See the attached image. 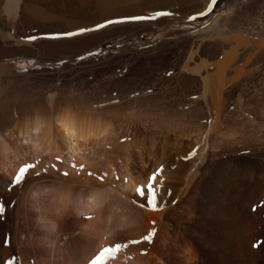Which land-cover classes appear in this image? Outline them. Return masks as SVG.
<instances>
[{
  "label": "rangeland",
  "instance_id": "374dc122",
  "mask_svg": "<svg viewBox=\"0 0 264 264\" xmlns=\"http://www.w3.org/2000/svg\"><path fill=\"white\" fill-rule=\"evenodd\" d=\"M206 4L207 0H18L15 6L9 9V0H0V68H3L0 69V81L3 84L4 80H8L4 84L7 86V94L19 98L22 95L20 92L23 91L26 95L29 90L26 97L33 95V98H36L34 100L45 98L46 103L47 98H67L70 104L76 99L80 107L92 110L107 109L106 111L111 110L112 114H115L112 116L121 117L119 138L84 155L86 159L82 163V171L90 170L94 174L90 175L91 178L98 179L96 181L100 183L107 182L111 177L109 182L112 183L115 179L116 183H112L114 187L108 185L113 190V199L103 206L104 213L116 212L117 218H113V221L117 219L119 222V213L123 212H136L134 216L137 218L133 225L124 223L115 226L112 231H107L106 235L100 234L105 241L103 245L101 241L99 244V240L92 241L99 239L97 235L93 236L95 234L92 230H88L92 234L90 236L86 230L88 228L80 229L79 224L84 221L89 223L88 218L93 217L91 212L81 213L80 216L73 211L69 213V210L66 213L60 210L57 215L54 212V223L57 225L47 230V224L42 221V217L46 220L49 209H53L51 206L60 201L55 197L58 196L57 187L63 182L65 185L70 184L69 186L74 184L75 191L83 189L87 194L90 192V186L78 185L71 179L68 180L79 171L78 167H71L72 164L66 161L65 156L43 155L37 160V166L41 167L38 171L44 167H47L48 171H42L43 177L33 185L34 188L41 185V189L44 188L42 186H47L53 191L48 193L47 188L46 192L40 190L41 204L35 208L31 206V198L28 197L33 185L25 192L17 194L18 206L22 211L20 223L23 226L20 227L17 241L21 242H18L19 248L26 254L25 260L18 261V264H26L29 260L31 261L27 264H89L102 248L131 239H141L153 228L156 235L152 243L145 241L140 245H130L119 254H139L135 257L142 260L140 264L160 263L158 250L164 252L169 247V242H164L165 235L168 237L169 234V237L175 238L173 240L178 245L173 242L175 250L170 254L168 251L164 252L167 257L163 255V258L169 257V260H165L167 264H186L183 262L185 257L182 244H191L195 252H199V257H204L200 258L201 262L207 261L202 262L203 264L250 262L248 253L244 254L241 262L238 257H233L234 236L232 233L222 232L223 228L234 227L235 216L230 207L242 205L230 201L228 193L224 192L223 182L232 175V181L239 189L242 187V190L245 179L248 186L253 187L252 190L257 189L261 183L258 188L263 190L260 194L264 195V0H218L217 8L209 16L198 17L195 21L187 19L189 15H195L205 8ZM156 11L172 12L173 15L156 20L109 25L84 36L48 38L56 33L93 27L109 18L120 19L135 14L153 15ZM218 18L227 20L228 30L226 28L222 34L212 39L211 36H203L205 39H202L200 34L192 35L210 27ZM33 35L38 39H27ZM198 36L205 40L202 41L204 44ZM204 50L206 52L203 54ZM90 52L93 55H89ZM80 56L84 59H79ZM227 56H230V59L223 72L224 83H221L224 87L221 90L217 86L220 94L202 97V84L194 79L199 75L188 72L187 68H194L206 61L207 73L202 69L204 77L214 74L217 63ZM9 81L11 82L8 84ZM12 83L15 85H11ZM11 86L15 87L10 89ZM16 92L20 93L17 97ZM25 113L22 112L23 116ZM22 144L25 145V141H22ZM128 145L132 147L128 148ZM194 149L197 154L185 159ZM142 150L145 153L144 162L140 157ZM28 157L30 158V155ZM28 157L18 162L17 171L25 163H35ZM56 157H60V160ZM125 157L128 160H125ZM127 163L129 170L125 171L123 167ZM52 164H55L59 171L53 169ZM157 169H162V174L158 176L155 184L160 210L153 211L148 207H139L134 203V199L136 187L146 185L151 171ZM64 171L69 172L67 177L61 174ZM227 171L229 174L225 173ZM105 173L107 175L102 182L98 177ZM223 173L226 175L222 176ZM128 175L136 178V183L130 187L131 195L115 188V184L117 186L124 179L127 184L131 183ZM117 176L120 179H117ZM216 178L222 181L219 180L218 183L223 184L216 183V187H213L210 181ZM263 195L256 196L251 201L252 205L240 206L245 212L246 221L256 220L258 223L257 236L251 244V249L256 252L254 254L258 264H264ZM204 210L211 211L212 216L204 215ZM161 212H164L162 224L158 220ZM147 213L153 214L156 224L151 223L152 219H147ZM214 214H219V218ZM24 219L28 221L25 223ZM115 222L118 223L116 220ZM204 228L205 231L214 230L217 239L226 237V243L222 244L221 248L216 246L217 243L212 244L213 241L209 245L204 237L198 234ZM255 243L260 246L254 247ZM243 248L250 249V243ZM145 251L146 254H141ZM211 254H214L213 258ZM218 255L223 256L225 262L220 261Z\"/></svg>",
  "mask_w": 264,
  "mask_h": 264
},
{
  "label": "bare ground",
  "instance_id": "6f19581e",
  "mask_svg": "<svg viewBox=\"0 0 264 264\" xmlns=\"http://www.w3.org/2000/svg\"><path fill=\"white\" fill-rule=\"evenodd\" d=\"M17 1L18 0H9V9L13 8L15 6V4L17 3ZM211 24L212 25L210 27H208V28L206 27L205 29H203V30H201L199 32H196V33H194L192 35L195 36V35H199L200 34V35H202V37H201L202 39H205L203 36H207L208 38H209V36H211V39H212V37L214 38V36H216L218 34H222L223 31L226 30V28L228 30V23H227V20L226 19L218 18L215 22H213ZM198 37L201 40L200 36H198ZM202 41H205V40H201L200 42L202 43ZM241 41H242V39H241ZM198 43H199V41H198ZM201 43H199V45ZM202 44H204V42ZM200 46H202V45H200ZM197 47H199V46H197ZM197 47H196V49H197ZM205 52L206 51L204 50L203 51V54ZM229 59H230V56H227L223 60L219 61L217 63V65H216L214 74H207L204 77H202L203 76L202 69H204L206 71V69L208 68V63L206 61H202L200 64L196 65V67H194V68H190V69L187 68V71L188 72H192L193 74H198L199 75L198 78L195 77L194 79H196V81L198 83L200 82V85L202 84V87H201L202 90L200 89L201 91H203V96L202 97L205 98V97H208V95L213 97L215 94H217V95L220 94V89L217 88V86L220 87L221 90H222V87H224L222 85L224 83V82L222 83L223 72L226 69V66L228 64ZM2 70H3V68H2ZM2 70H0V71H2ZM8 73L10 74L11 72H8ZM206 73H207V71H206ZM9 74H7V75H9ZM3 75H4V73H3ZM7 81L4 80V83L3 84L0 81V203H3L5 205V211L3 213V218H0V264H8V262L10 260L12 261V264H18V261L19 262L20 261H23L22 259L25 260L24 256L26 254L24 255V252L22 250H20L22 248H19V244H18L19 241H17L18 238H19V236H20V231H21L20 230V227L22 226V224L20 223V220H21V218H20V212H22V211L19 209V206H18L19 205L18 204L19 202L17 200L18 199L17 198V194L19 192H21V191H24L25 192L26 189H28L33 184L37 183V181L40 180L43 177V174L40 175L39 177H37L36 174H35V171H33L27 177V181L23 185L16 186V185H13V184L9 183V181L18 172L16 170V166L18 165V162L21 161V160L24 161V158L28 157L29 155H30V158L29 157L28 158L31 159L32 161H35L36 162L43 155L53 156L55 154V155L62 156V157L65 156L66 157V161L68 163L75 164L78 167V169H79L80 168V165H82V163L86 159V158H84V155H87L93 149H96V148H99V147H101L103 145L109 144L115 138L117 140V137H118V134H119V129H121V126L122 125L119 124V122L121 121V117H119L118 115L116 117H114L115 114H112L113 112L111 110L110 111H106L107 109L106 110H92V109H89V108H83V107H80L79 106V103L76 102V99L74 100V102H72V104H70L69 101H67V100H69L67 98H64V99H62V98L61 99H58L57 98V100L52 99V98L51 99H48L47 98V103H46L44 101L45 98L43 100H42V98H41V100H39V99L38 100H34L36 98L35 97L33 98V95L32 96L30 95L29 97H26V95L29 94L28 92H30L29 90H28V92H27L26 95H24L22 93L23 91L20 92L22 95H20V93L18 94V92H16L15 96L18 94V95H20V97L18 98L16 96L17 98H14L10 94H7V86H4L5 82H7ZM10 82L11 81H9L8 84ZM220 84H221V86H219ZM11 85H15V83L14 84L12 83ZM11 87H10V89H13V87H15V86H13L12 88ZM8 90H9V88H8ZM16 90L17 89H14V91H16ZM10 92H13V90L12 91L10 90ZM36 93H38V92H36ZM30 94H32V92ZM12 95H14V94H12ZM21 96H23V97H21ZM30 97H32V98H30ZM74 98H77V97H74ZM82 103H83V101H82ZM22 112H24V113L26 112L25 113L26 115L24 114V116H23ZM112 115H114V116H112ZM22 141L23 142L25 141V145L22 144ZM127 147L128 148H131L132 145H128ZM136 148L138 149V147H136ZM136 148H134V149H136ZM148 153H149V151H148ZM140 157H141V159H143L145 157L144 150L141 151ZM25 160H27V159H25ZM125 160H128V159H126V157H125ZM143 162H144V159H143ZM31 163H34V162H31ZM37 167H38L36 169L37 171H38V169H41L40 166H37ZM112 167L111 168L114 170V166H112ZM64 168H66V167H64ZM87 168H88V166H87ZM123 168L125 169V171H128L129 170L128 169L129 168L128 163ZM224 168H226V167H224ZM227 169H228V167H227ZM78 171L79 172H75V174L71 175L70 178H68V180L71 179V181H74V183L76 182V184H78V185H83V186L88 185V186H90V192H88L86 194V191L83 190V189H81L79 191H75V189H73V187H75V186H73L74 184L73 185L71 184L72 186H69L70 184L67 185L68 184L67 183L65 185V184H63L64 183L63 182L62 185H60L59 187H57V189L59 188L60 190L58 189L59 190L58 191L56 189L57 192H58V194H57L58 196H55V197H57V199L60 200V201L57 200L59 203L57 202L56 205L51 206V207H53L52 211L50 209H49L50 212L49 211H46V212H49L48 213L49 216H46L47 217L46 220H43V217L42 216H44V215H42V216L40 215L42 217V221H45L46 224H47L46 225L47 228L46 227H44V228H46L47 230L48 229L50 230V229H53V227L55 225H57L56 222L54 223V219H55L54 214L56 213V215H57V213H59L60 210L63 211L62 213H64V211L66 213L67 210H69V213H70V211H73V212H75V214L76 213L79 214L78 216H80L81 213L82 214L83 213L84 214L85 213L88 214V212L89 213L91 212V214L95 218L92 219L93 217H91V219H90L91 221L89 220V223L87 222L89 225L87 223H85V221L84 222L83 221H80V223L83 222L82 224H79V225H81V228L80 229H82V227L84 229L88 228V229H86L87 232H89L90 230H92V232L95 234L93 236L96 237V235H97V237L99 238V239L96 238V240H95L94 237H92V239H94L92 241L98 242V240H99V244L102 243V245H103L105 243V241H104V238H101L102 237L101 236L102 233H104L106 235V234H108L107 231H109V230L112 231V229L115 226L122 225L124 223H126V224L127 223H132V225H133V223H135L136 220H137L136 216H134V215H136V212L134 214L131 213V212L119 213V218H120L119 222H118L117 219H115V220L118 223H116L115 220L113 221V218H117V216L115 217V215H116L115 213L116 212L107 213V211H106L104 213V210H103L104 207L103 206H104L105 203H107V201H109L111 199V190L112 189H110V186L111 185L113 186L112 183L115 182V179H114V182H112V183H111V181L109 182V180H111L112 177H111V179H109L107 181L108 183L105 182V181H104L105 183L103 181H102L103 183H100V182L96 181L98 179L94 180L93 178H91L90 175H89L90 177L88 176L87 172H90V170L87 171L85 169L83 171L82 170H78ZM53 173H54V171H53ZM225 173H227V174L230 173L231 174V171L229 173H228V171L225 172ZM232 174H233V172H232ZM223 175H226V174L223 173L222 176ZM128 176L131 178V179H129V180H131V183H128L127 184V181H125V179H124V180H122L121 183H118L117 186L115 184V188L121 189L123 191L122 193H125L126 195H131L132 191L130 190V187H131V185L133 183L134 184L136 183L135 182L136 178L135 177H132L133 175H128ZM227 176H229V175H227ZM217 178L214 181H212V182L210 181V183L212 184L213 187L215 186L216 183H217V185H220V184H223L224 183L225 184V186H223L224 187V192L228 193L227 195L230 198V201H232V202L236 201V203H240L242 205L248 206L249 204H251V201H253V199L256 196L263 195V194H260V193H262L261 191H263V190H261V188H258L261 183L259 184V186L257 187V189L254 188L252 190L251 188H253V187L248 186V182H246V179H245L244 184L242 185L243 186V190H242V187L239 189L238 188L239 186L237 187L236 184L232 181V175L229 178L227 177L228 180H226V182H223V183H221L222 181L220 179L219 180L221 182L218 183L219 180ZM235 178H233V179H235ZM140 181H141V179H140ZM207 181H209V178H208ZM160 183H161V181H160ZM210 183H209V185H210ZM108 185H110V186H108ZM40 186L37 187V188L36 187L34 188V185H33V187L30 190V194H29L30 196H28V197H30L32 199V200L30 199V203L32 202V205L31 206L33 208H35L37 206H40L39 205V204H41L40 196L42 195V193H41L40 190H45L47 188V186L46 187L45 186H42L44 188L41 189ZM217 188H219V187H217ZM47 189H48V191H47L48 193H49V191L50 192L53 191V190H51L49 188H47ZM76 189H77V187H76ZM245 191H247V192L244 193ZM45 192H46V190H45ZM215 192L217 193V191H215ZM58 197H60V198H58ZM213 199H215V198H213ZM19 201H21V200H19ZM23 203L24 202H22V204ZM212 203H214V200L212 201ZM22 204H20V205H22ZM242 205H240V206L242 207ZM222 206H224V205H222ZM240 206L238 207V205H237V206H234V207H230V211L235 216V221L233 222L234 223V225H233L234 227L230 228L228 226L229 229L223 228L222 232L223 233L224 232H229V233H232L233 236H234L233 241H234V244H235L234 245L235 246V250H234L233 257H235V258L238 257L239 258V262H241V258L243 259L244 254L247 255V253H248L249 256L251 257L250 258V262L248 264H258L257 257L254 254L256 252L251 249V247L253 246V245L251 246V244L254 243L253 242V238L257 236V234H256L257 228L256 227H257V224L258 223L256 222V220L246 221L247 219L245 220V217H244L245 216V214H244L245 212H243L240 209ZM21 207H23V205ZM30 209L33 210L32 208H30ZM22 210H24V209H22ZM204 211H205L204 215L207 214V215L212 216L211 215L212 214L211 211H208L207 210L208 213H207L206 210H204ZM148 213H147V219L148 218L150 220L151 219L152 220L155 219V217L153 216V214H148ZM161 213L162 214L158 217V220L162 224V220L164 218V212H161ZM213 213H215V212L213 211ZM40 214H42V213H40ZM214 215H216V214H214ZM253 215L255 216L254 213H253ZM21 216H22V214H21ZM27 216L29 217V214ZM216 216L219 218V214L216 215ZM145 217H146V213H145ZM214 217H213V219H214ZM257 218H258V216H257ZM25 219L23 221H25ZM97 219H98V221H95ZM78 220H77V222H78ZM92 220H94V221H92ZM26 221H28V220H26ZM26 221H25V223H26ZM153 221H155V220H153ZM82 225H85V227L82 226ZM86 225H87V227H86ZM199 226L200 225H198V227ZM27 227L29 228V225ZM26 230H23V231H26ZM197 231H199V228H198ZM197 231H196V233H197ZM213 231H205V228H204L202 230V232L200 231L201 233L198 232V234L199 235H202L204 237V240L207 243H209V245L213 241L212 244L217 243L216 246H219L221 248L222 247V244H225L226 243V242H224L225 241L224 239L226 237L224 239H221V240L220 239H217L216 234ZM87 232H86L87 235H90L91 234V232H89L90 234L87 233ZM158 234H161V233L158 232ZM21 235H22V233H21ZM90 236H92V234ZM165 236H166V238H164V242H167L168 241L169 244H167V246L169 245V247L166 250H164V252L165 251H168L169 254H170V253H172L175 250V247H174L175 245L172 246V243L173 242L175 243V241L173 240L175 238L174 237H169V234H168V237H167V235H165ZM100 238H101V240H100ZM47 239H44V240L46 241ZM84 240H85V238H84ZM87 240H88V237H87ZM5 241H7V242H5ZM40 241H42V240H40ZM45 241H43V242H45ZM100 241H101V243H100ZM254 241H255V239H254ZM19 243H21V242H19ZM249 243H250V249H244L243 247L246 246L247 244L249 245ZM26 244H27V242H26ZM34 244H36V243H34ZM175 244H177V243H175ZM183 245H185V244H182V246ZM190 245L187 244V246L185 245V247L184 246L183 247L181 246V248L183 249V252L182 253H184V256L183 257H185V260L183 262H185L186 264H193V262H195L197 264L198 263L203 264L204 262H207V261H204L203 260L202 261L203 263H202L201 262V259H203L204 257L203 258L199 257V252L196 253L195 252L196 250H194L195 248L193 247L194 248L193 249ZM160 249H161V247H160ZM176 249H178V248H176ZM179 249H180V247H179ZM164 252L158 250V254L160 255L159 256L160 258L158 257V259H159L160 263L157 262V264H165V263L167 264L166 261H167V259L169 257L166 258V259L163 258L164 257L163 255H166L165 257H167V254H165ZM176 252H177V250H176ZM84 255H85V251H84ZM124 255L123 254L122 255L118 254L115 259H112V261L111 260L110 261H107L106 264H140V263H142V260L140 258H137L139 254L138 255L137 254L136 255H132V254L128 255V253H127L126 256H124ZM213 255H212V258H213ZM135 256H137V257H135ZM215 256H214V258H216ZM219 257L221 259L223 258V256H219ZM221 259H220V261H223L224 260V258L222 260ZM261 260H263V259H261ZM29 261H31V260H29ZM29 261H27V263ZM43 261H44V258H43ZM152 261H154V260H152ZM223 262H225V261H223ZM21 263H23V262H21Z\"/></svg>",
  "mask_w": 264,
  "mask_h": 264
},
{
  "label": "snow or ice",
  "instance_id": "6c2138e0",
  "mask_svg": "<svg viewBox=\"0 0 264 264\" xmlns=\"http://www.w3.org/2000/svg\"><path fill=\"white\" fill-rule=\"evenodd\" d=\"M218 0H207L206 7L200 10L195 15H189L187 17L188 20L195 21L198 17H207L210 14L214 12V10L217 8ZM172 12H165V11H156L153 15H144V14H135V15H126L123 16L120 19H106L103 22L97 23L93 27H85L81 28L78 31H65L61 33L52 34L50 37L51 39H64V38H73L78 36H84L86 33L96 32L100 31L102 29L107 28L109 25L114 24H120V23H127V22H136V21H145V20H156L159 17H168L172 16ZM30 41H35L38 39L37 36H29L27 37ZM102 54V53H98ZM89 55H93V53H89ZM79 59L83 60L84 57L80 56ZM169 75H171L169 73ZM197 154V151L194 149L192 153L189 154L188 157H185V159H189L190 157H193ZM56 159L59 161L60 157H56ZM39 164V161L35 163H25L22 167L19 168L18 172L15 174V176L9 181V183L20 186L26 183L27 177L30 175L31 172L35 171V174L37 177L41 175V171L47 172L48 168L44 167L41 171H37V165ZM51 167L53 169H56V165L52 164ZM71 167L73 169H76L77 166L75 164H72ZM83 165H80V168L78 170L83 169ZM59 171V169H56ZM89 175H94L93 173L89 172ZM162 174V169H157L151 171V174L148 176V183L146 185H141L140 187L135 189L136 197L134 199V203L138 204L139 207H148L153 211L160 210L158 208V201L157 196L158 193L156 191V181L158 176ZM63 176L67 177L69 175L68 171H64L62 173ZM106 173L100 177H98L101 181L106 177ZM117 179H120L117 176ZM142 200V202H141ZM5 211V205L3 203H0V218H3V213ZM88 219H91L89 217ZM153 225L155 224V221L152 222ZM156 235V231L153 228L147 235L143 236L141 239H131L124 243H116L114 246H108L101 249L99 254L89 262V264H97V262H101V264H106V262L110 259H115L116 256L124 249H127L130 245H140L144 243L145 241L148 243H152L154 240V237ZM7 242V241H5ZM259 244H255L254 247H259ZM141 254H146L145 252H142ZM8 264H12V261L10 260Z\"/></svg>",
  "mask_w": 264,
  "mask_h": 264
}]
</instances>
